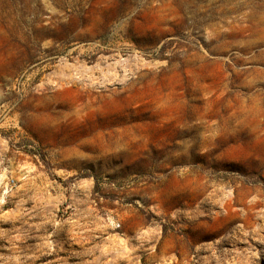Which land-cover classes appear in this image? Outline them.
<instances>
[{"label":"rangeland","instance_id":"rangeland-1","mask_svg":"<svg viewBox=\"0 0 264 264\" xmlns=\"http://www.w3.org/2000/svg\"><path fill=\"white\" fill-rule=\"evenodd\" d=\"M0 264H264V0H0Z\"/></svg>","mask_w":264,"mask_h":264}]
</instances>
